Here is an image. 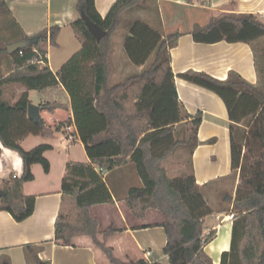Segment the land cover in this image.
<instances>
[{
    "label": "trees",
    "instance_id": "obj_1",
    "mask_svg": "<svg viewBox=\"0 0 264 264\" xmlns=\"http://www.w3.org/2000/svg\"><path fill=\"white\" fill-rule=\"evenodd\" d=\"M149 7L158 16V27L128 16ZM75 8L80 16L71 27L81 47L54 72L48 48L58 45L61 26L29 36L7 2L0 0V141L16 151L24 164L22 175H12L2 186L5 195L0 197V211H8L17 221L29 217L35 210L36 196L25 194L24 186L35 179L32 166L40 164L46 173L51 170L46 152L53 146L44 142L25 149L22 141L31 134L52 136L63 128L68 136L67 126L74 124L90 161H69L66 165L55 221L57 243L71 245L76 237L90 236L111 264H216L206 246L217 230L205 233L204 224L207 216L228 212L234 214L231 244L222 252L219 264H264V74L260 72L264 65L260 69L255 46L258 42L264 53V20L254 13L223 12L213 15L205 25L195 24L190 32L199 43L225 39L250 44L261 78L252 83L234 70L226 79L204 71L184 73L220 94L231 120L232 171L199 186L193 153L200 144L203 111L188 112L179 98L172 67L171 49L182 33L165 32L159 0H116L105 16L95 0H76ZM83 13L106 32L104 38L96 39ZM146 31L156 36L157 42L142 61L137 56V42L139 34ZM35 36L36 42L9 53V44ZM122 48L124 57L118 53ZM121 59L125 61L120 63ZM5 68L12 72L6 74ZM10 83L26 87L15 103L3 97V86ZM59 86L70 97L73 119L51 127L29 118L28 91ZM68 108L61 101L41 103V109L49 112ZM180 148L189 153L190 173L171 176L165 161ZM125 165L135 169L141 186L130 184L122 191L112 184L109 174ZM225 180L233 181V192L218 190L220 207L215 210L205 194ZM116 201H124L137 217L145 216L151 208L163 213L160 225L167 237L163 257L154 252L152 261H124L116 255L108 240L120 229L112 225L102 232L99 219L91 212L94 205ZM25 249L28 264H51L40 258L41 246L26 244Z\"/></svg>",
    "mask_w": 264,
    "mask_h": 264
},
{
    "label": "crops",
    "instance_id": "obj_2",
    "mask_svg": "<svg viewBox=\"0 0 264 264\" xmlns=\"http://www.w3.org/2000/svg\"><path fill=\"white\" fill-rule=\"evenodd\" d=\"M13 17L21 25L25 33L34 36L45 28L61 26L57 46L49 45L48 59L51 69L56 72L70 56L80 49L81 44L76 37L71 23L80 14L75 8L76 0H5ZM98 11L105 16L116 0H95ZM161 19L166 33L181 32L178 43L171 49L172 67L175 73L179 98L190 114L203 111V118L198 130L200 144L193 153L194 175L199 186L232 171L231 137L229 112L222 96L216 91L195 83L184 76L189 70L204 71L210 75L226 79L231 71L240 73L252 83L261 79L257 69L254 50L245 42H229L221 40L216 43H199L190 34L195 24L205 25L213 15L223 12L254 13L264 20V0H159ZM69 39V51L58 58V67L53 64V49H63L64 42ZM63 51V50H61ZM126 56L124 49L118 50ZM122 57V58H123ZM125 61L120 60V63ZM5 71L7 69L5 68ZM12 72L8 70L6 74ZM264 82V80H262ZM3 97L15 103L26 87L19 83L3 86ZM36 92V102L32 93ZM29 99L41 107V103L61 101L69 105L68 109H57L49 112L41 109L45 124L55 127L61 122L73 119V110L68 93L61 86L45 90H29ZM74 139L69 140L64 128L61 131L66 141L48 142L57 151L52 156L48 151L51 170L46 173L40 164L32 166L35 179L26 182L24 192L36 196L34 212L23 221H17L8 211H0V264H28L25 245L41 246L39 256L51 264H111L107 255L95 245L90 236L73 239L71 245L55 241V221L59 213L62 199L61 185L69 161L89 162L76 127ZM56 133V132H55ZM54 133V134H55ZM53 134V135H54ZM52 136L31 134L22 141L28 149L44 143ZM215 139L214 141H210ZM80 145L86 159H75L72 145ZM0 188L13 176H21L24 170L23 159L11 149L5 148L1 141ZM61 146V147H59ZM50 151V150H49ZM57 168V169H56ZM112 184L124 191L130 184L142 185L141 178L135 169L125 165L121 170L110 174ZM91 212L99 219L100 230L104 232L110 226L120 229L108 240L116 255L124 260H151V254L157 252L163 257V248L167 237L163 226L164 215L158 209H149L145 216L137 217L124 201L97 204ZM211 217L212 227L217 234L206 250L216 264H219L223 251L229 250L232 238V223L228 214L219 213ZM220 223L215 224V219ZM208 230V231H210ZM205 232V233H208ZM103 239V235H99ZM8 260L7 263L5 260Z\"/></svg>",
    "mask_w": 264,
    "mask_h": 264
},
{
    "label": "rangeland",
    "instance_id": "obj_3",
    "mask_svg": "<svg viewBox=\"0 0 264 264\" xmlns=\"http://www.w3.org/2000/svg\"><path fill=\"white\" fill-rule=\"evenodd\" d=\"M128 16H130V18L131 17L132 18H138L143 23H146L149 26H152L151 24H153L154 26L155 25L157 26L159 24V22H157L158 16L156 15V12L153 9H151L150 7L144 8V9L143 8L137 9V10L133 11L132 13H130ZM1 24H3V21L0 18V25ZM138 39L140 42H137V44H138L137 45V56L143 61L152 52V49L157 42V38H156V36H152V35L148 34V32L146 31V32H141L138 36ZM69 43H70L69 39H67V41L64 42V47H62L63 49H57V48L53 49V64L52 65L54 67H58L57 66L58 58H60L61 55L64 54L65 52L69 51V48L66 49V47H70ZM115 45H116V47H118V45H119L118 35H116V37H115ZM255 46H256V48L258 50V54H259V65H261L260 69H262L261 67L264 65L263 49H261V46L259 45L258 42L257 43L255 42ZM61 50H63V51H61ZM137 66H139V68H141V64H139ZM125 70H126V68H125ZM260 72L263 75L264 74V68ZM35 94H36V92L33 91L32 98H33V101L36 102V95ZM40 138L43 139L44 142H46V141H48V142H59V141L62 142V140L66 141V137H65V134L63 132H56L53 135V137H51L52 138L51 140L46 139L44 137H40ZM59 147H61V146H59ZM26 149H28V148H26ZM71 149H72V152H74L75 159H78V160L86 159V156L83 155V153H82V148L80 147V145L74 144V145H72ZM48 152L52 156H55V157L58 155L57 151H55V150L54 151L50 150ZM188 156H189L188 151H186L183 148H180V149L176 150L175 154L170 156V158L165 161V166L168 168V172L171 176H176V177L179 176L180 177V176H183L185 174L190 173V170H189L188 165H187L188 164L187 163ZM238 183H239V181L237 180L236 184H238ZM215 187L216 188H212L208 192L207 195L205 194V196H206V198L208 197L207 202L210 204V206L216 210L220 207L219 196L217 194L218 190L225 188V189L233 192V181L232 180H225L221 184H218ZM226 214H229V213L227 212ZM212 215L216 216V214H212ZM212 215H209V216H212ZM220 221H221L220 218L215 219V224L218 222L220 223ZM211 227H212L211 217H209L205 221L204 231L207 232L208 230L211 229ZM208 232H211V230Z\"/></svg>",
    "mask_w": 264,
    "mask_h": 264
},
{
    "label": "water",
    "instance_id": "obj_4",
    "mask_svg": "<svg viewBox=\"0 0 264 264\" xmlns=\"http://www.w3.org/2000/svg\"><path fill=\"white\" fill-rule=\"evenodd\" d=\"M82 17L84 18L89 30L96 37L97 40H101L102 38L106 36V32L102 30L98 25L93 23L84 13L82 14ZM37 40H38V37L35 36L32 38H29L28 40L11 43L7 46V49L9 53H14L18 51L21 47H24L29 43L36 42ZM28 117L40 125L45 124V121L41 114V107L32 102H30L28 105ZM1 154H2V149L0 146V157H1ZM4 195H5V191L2 188H0V197Z\"/></svg>",
    "mask_w": 264,
    "mask_h": 264
},
{
    "label": "built area",
    "instance_id": "obj_5",
    "mask_svg": "<svg viewBox=\"0 0 264 264\" xmlns=\"http://www.w3.org/2000/svg\"><path fill=\"white\" fill-rule=\"evenodd\" d=\"M73 126H75V125L71 124V125L67 126V131L69 132L67 137H68L69 140H73L74 139L73 132H75L74 131L75 129H74ZM14 177H16V176H14ZM228 217H229L230 220H234V214L233 213L232 214H228Z\"/></svg>",
    "mask_w": 264,
    "mask_h": 264
}]
</instances>
